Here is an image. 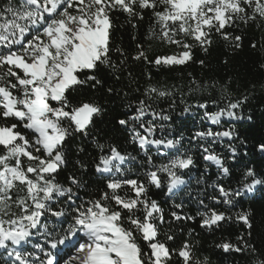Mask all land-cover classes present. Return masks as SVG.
<instances>
[{
    "label": "snow or ice",
    "instance_id": "6c2138e0",
    "mask_svg": "<svg viewBox=\"0 0 264 264\" xmlns=\"http://www.w3.org/2000/svg\"><path fill=\"white\" fill-rule=\"evenodd\" d=\"M137 8L152 9L162 36L176 44L181 42L172 37L178 33L192 36L203 45L210 43L205 28L220 32L238 19L247 22L257 16L264 18V0H7V4L0 7V250L9 258L6 264H44L41 256L24 246L34 235L33 230L40 231L42 217L47 215L58 218L61 225L67 223L68 227L61 226L57 232L48 231L43 225L46 243L38 246L37 251L48 257L46 264H54V259L53 253L45 248L55 250L58 255L69 246L75 254L68 253L67 264H167L171 259L170 249L156 241L154 214L162 210L155 200L147 197L148 189L143 183L105 176L106 189L98 199L85 206L76 204L78 195L71 186L65 187L56 180L62 166L67 164V142L78 134L87 137L93 117L103 111L93 102L81 101L73 105L69 97L84 87L101 85L97 73L102 66L117 68L110 57V13L118 10L134 16L140 14ZM224 38H228L226 34ZM141 58L146 59L142 51L134 57ZM187 59L190 53L185 51L182 58H163V62L183 64ZM155 63L159 65L161 58ZM108 91L111 93L112 89ZM153 94L164 97L169 93L156 88H149L145 93L149 99L154 98ZM242 103V100L231 102L229 108L237 109ZM150 109L147 101L140 100L137 115L129 120L120 119L118 124L127 129L130 120L139 122L146 134L137 131L135 123L130 131L142 149L155 146L158 152L161 147L175 150L174 154L161 153L170 156L168 163L153 164L155 170L148 172V182L156 188L162 183L159 174H166L168 191L173 193L186 183L182 178L183 170L190 169L193 160L181 152L180 139L152 138L155 126L146 125L142 119ZM151 114L154 118L159 115ZM223 114L206 113L213 123ZM227 115L240 118L232 111ZM161 118L168 120L170 117ZM233 135V131L196 133L197 137L229 139ZM97 147L102 154L96 171L102 175L120 173L121 165L129 157L115 146H109L107 154H103V144ZM260 150L264 151V144L260 145ZM204 152L208 153L205 160L221 167L225 174L229 172L221 157L210 153L208 148H204ZM232 152L235 155L234 148ZM152 159L148 156L149 164ZM255 175L253 169H246L244 178L252 180L244 184L245 191L252 192L257 185H264V180L256 179ZM68 179L70 185L79 186L75 175ZM126 185L134 196L120 194ZM216 187L226 197L225 204H231L233 197L241 195L240 191L230 193L222 185ZM14 190L24 191L25 195L14 197ZM58 198H65L67 209L54 210L60 203ZM14 208L19 209V215ZM141 211L143 215H137ZM68 213H71L70 218ZM172 215L181 219L176 213ZM249 216L240 214L238 219L251 229ZM159 218L163 223V216ZM224 219L223 213L212 209L205 214L201 226L210 227ZM136 234L148 242L150 252L141 248ZM220 247L225 252L243 251L229 243ZM178 254L184 264H202L193 258L188 244L183 245ZM55 264H60V259H56ZM203 264H207V258Z\"/></svg>",
    "mask_w": 264,
    "mask_h": 264
},
{
    "label": "trees",
    "instance_id": "16d2710c",
    "mask_svg": "<svg viewBox=\"0 0 264 264\" xmlns=\"http://www.w3.org/2000/svg\"><path fill=\"white\" fill-rule=\"evenodd\" d=\"M6 4L7 0H0V7ZM137 11L140 14L134 16L118 10L110 13V57L117 68L102 66L97 73L101 85L84 87L69 97L73 105L81 101L93 102L103 111L93 117L87 137L78 134L67 142V164L62 166L56 180L65 187L71 186L78 195L76 204L85 206L98 199L106 189L105 176L143 183L148 189L147 197L155 200L162 210L154 214L156 241L170 249L172 255L167 264H184L178 253L185 244L190 246L193 258L202 264L205 258L207 264H258L264 261V185H257L252 192L245 191L243 186L252 180L244 178L247 168L254 170L256 179L264 180V151L260 150V145L264 144V18L257 16L247 22L238 19L220 32L205 28L208 32L206 39L210 43L203 45L192 36L178 33L172 37L181 42L176 44L162 36L161 26L152 9L137 8ZM183 44L191 47L186 49ZM141 51L146 59H134ZM185 51L190 53V59L183 64L163 62V58H182ZM157 58H161L159 65L155 63ZM149 88L169 94L164 97L153 94L154 98L149 99L145 95ZM140 100L151 105L149 114L142 119L146 125L155 126L152 138L180 139L181 152L193 160L190 169L183 170L182 178L186 183L174 189L173 193L168 191L166 174H159L162 183L160 188H156L148 182V172L155 170L153 164L168 163L170 156L161 153L174 154L175 150L161 147L158 152L155 146L142 149L130 131L135 123L137 131L146 134L139 127V122L130 120L127 129L118 124L120 119L129 120L137 115ZM237 100L243 101L241 106L230 109L229 104ZM201 104L206 107L201 108ZM228 111L240 118L229 117ZM151 112L159 115L154 118ZM218 112L224 114L211 125L206 113ZM165 115L170 118L162 119ZM208 130L220 133L233 131L234 135L231 139L196 136L197 132ZM97 144L105 146L103 154L108 153L109 146H115L121 154L129 157L121 165L123 170L120 173L102 175L96 171V163L102 154ZM204 148L221 157L229 172L225 174L221 167L205 160L208 153ZM148 156L153 158L152 164L148 163ZM71 175L79 179L78 187L70 185L68 178ZM216 185H222L230 193L240 191L241 195L233 197L231 204H225L226 197L219 193ZM125 193L134 196L127 185L120 190L121 195ZM13 195L23 196L25 192L14 190ZM58 199L60 203L54 210L67 209L65 198ZM212 209L223 213L225 219L210 227H202L205 214ZM13 211L19 215V209L14 208ZM172 213L181 219H176ZM240 214H250L251 229L238 219ZM68 215L70 218L71 213ZM137 215L142 216L143 212ZM161 215L163 223L160 222ZM41 224L40 231L33 230L34 235L24 247L41 256L46 264L48 257L37 251L38 246L46 243L43 225L48 231L58 232L61 226L67 228L68 224L61 225L58 218L50 215L42 217ZM124 226L128 227V224ZM136 238L141 248L150 252L148 242L140 234H136ZM224 243L243 251L225 252L220 247ZM70 247L58 255L55 250H45L51 251L55 260L60 259V264H67L65 257ZM8 260L0 250V264H6Z\"/></svg>",
    "mask_w": 264,
    "mask_h": 264
},
{
    "label": "rangeland",
    "instance_id": "374dc122",
    "mask_svg": "<svg viewBox=\"0 0 264 264\" xmlns=\"http://www.w3.org/2000/svg\"><path fill=\"white\" fill-rule=\"evenodd\" d=\"M208 122H209L211 125H214V124H215V123L212 122L211 119H208ZM70 248H71V247H70ZM70 251H71V254H75V253H74V250H70ZM53 259H54V258H53ZM69 259H70V255L67 254L66 257H65L66 262H67ZM54 264H55V259H54Z\"/></svg>",
    "mask_w": 264,
    "mask_h": 264
}]
</instances>
